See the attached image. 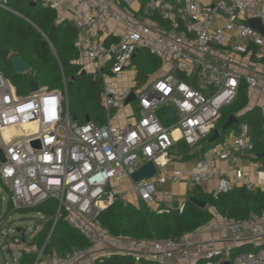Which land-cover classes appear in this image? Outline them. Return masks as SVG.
Masks as SVG:
<instances>
[{"label": "built area", "instance_id": "2783aa9c", "mask_svg": "<svg viewBox=\"0 0 264 264\" xmlns=\"http://www.w3.org/2000/svg\"><path fill=\"white\" fill-rule=\"evenodd\" d=\"M32 1L71 14L84 58L78 64L99 81L105 117L102 124L73 122L65 88L19 95L0 73V150L5 158L0 180L13 209L53 201V226L64 220L88 243L62 256L41 250L35 264H96L112 256L133 264H264V217L254 214L239 221L214 213L201 228L164 241L112 236L99 220L117 203L164 212L153 206L165 184L217 179L214 197L229 192L234 182L255 189L241 170H220L214 162L251 149L247 124L192 171L168 167L178 142L197 147L209 135L242 81L255 87L253 76L236 71L234 57L264 46V38L245 22L246 16L258 20L264 30L263 0H214L206 7L197 0H118L120 10H113L110 0ZM137 2L144 3L134 14L129 9ZM0 8L10 11L7 0H0ZM139 50L160 61L143 84L135 80L131 65ZM131 94L134 101L125 104ZM168 108L174 110L170 118ZM260 129L264 141V119ZM36 142L39 147H32ZM148 162L155 174L133 183L131 175ZM254 166L256 175L264 173V165ZM125 181L129 185L121 187ZM162 201L165 209L183 208L172 207L170 193ZM7 234L0 220V238Z\"/></svg>", "mask_w": 264, "mask_h": 264}, {"label": "trees", "instance_id": "16d2710c", "mask_svg": "<svg viewBox=\"0 0 264 264\" xmlns=\"http://www.w3.org/2000/svg\"><path fill=\"white\" fill-rule=\"evenodd\" d=\"M30 1L7 0L10 11L0 8V49H9L12 55L20 58L29 66V71L17 74L8 62L0 61V72L15 87L19 95L29 93L31 81H35L38 87H44L47 90H63L65 85L68 111L76 115L78 124H84L86 119H89L91 123L102 124L105 117L99 99L100 83L91 75L82 74L81 66L75 63L79 57L75 46L79 34L78 29L67 20H59L58 13L54 9L45 6L40 1L36 2V6L31 7ZM54 25L57 29L51 32ZM42 41H45L43 46ZM254 49L255 47H251L249 51L252 52ZM65 61H68L67 65H64ZM131 65L137 73L135 80L138 84H143L160 68V61L148 51L139 50ZM245 85L242 81L235 101L221 110L220 119L213 130L220 131L229 116L238 115L245 109L247 104ZM247 123L252 126L250 152L253 160L264 161L259 157L264 153V141L260 129L259 112L256 109L239 114L237 123L224 134L236 131L241 125ZM213 130L200 141L199 151L190 153L183 141L178 142L171 152V159L175 158L177 161V157H180L181 161H188L202 156L211 145L219 143L223 138L220 137L214 143H208ZM0 188L9 196V191L1 180ZM190 198L204 202L205 208H198L189 201ZM182 205L181 211L163 208L165 211L158 213L153 209H139L132 204L117 203L102 213L99 220L112 236L146 241L175 240L183 234L206 225L213 218L211 210L221 218H232L239 221L247 220L252 214L264 217V191H249L242 186L214 197L212 192L204 193L199 185H194ZM12 212L40 214L44 221L41 222L40 229L29 244L30 247L33 246V250H21L17 264H35L37 254L41 250L43 254L62 256L73 249L88 246L81 234L64 220L58 221L53 226V216L56 212V205L53 201L15 210L8 200L5 214H0L1 222H4V219ZM7 229L8 227L5 228ZM21 240L23 243L26 241L25 238ZM96 264H133V262L127 258L112 256Z\"/></svg>", "mask_w": 264, "mask_h": 264}, {"label": "crops", "instance_id": "0c3cea01", "mask_svg": "<svg viewBox=\"0 0 264 264\" xmlns=\"http://www.w3.org/2000/svg\"><path fill=\"white\" fill-rule=\"evenodd\" d=\"M213 1L214 0H197L198 4L201 7L209 6V5H211L213 3ZM34 2H36V1H34ZM110 3H111V7H112L113 10H120L121 9V6H120L118 0H110ZM143 3L144 2L134 3L131 6L132 10L129 9L130 12L136 14L137 11L141 9V5ZM263 8H264V0H263ZM58 18H59V20H67L72 25H74L71 14H58ZM245 22L247 24H249L253 28L255 33L261 35L264 38V30H263V27H262L261 23L258 20L251 19L250 17L246 16L245 17ZM78 31H79V29H78ZM96 35H97V37H99L98 34H96ZM79 38H80V31H79V34H78L77 41L75 43V46H76V48L78 50V54H79V57H78V59L76 60L75 63L78 66H81L80 64H78V62H83L84 58H83V56H82V54H81V52H80V50H79V48L77 46L79 44ZM228 41L234 42V40L232 38H228ZM253 51L249 52V54H247V55H241V56H237L236 55L234 57V60L236 62V64H235L236 71L239 72L242 75H245V76H253L256 79V85L253 88L249 87L243 81L246 84L245 87H246L247 104H246L245 109L239 114H243L244 112H249V111H251L253 109H256L259 112L260 121L262 123V121L264 119V46L256 47ZM82 71H84V70L81 69V72ZM85 74H89V73L85 72ZM89 75H91V74H89ZM65 84H66V81H65ZM38 88H41V87H38ZM42 88H44V87H42ZM64 88H65V86H64ZM63 90H59V91H63ZM29 92H31V89H30ZM229 106H226L224 108H227ZM238 115H234V116L236 118H238ZM121 116L122 115L119 114V117H121ZM219 119H220V117H219ZM247 125L249 126V129H250V139H251L252 126L250 124H248V123H247ZM240 127L236 131L233 130V131H230V132L224 134L228 130L227 129L225 132L221 133L219 138L223 137L222 140L219 143L211 145L202 154V156H200L198 158L190 159L188 161H181L180 157H177L178 158L177 161H176L175 158H172L171 159V163H170L168 168H170L172 170H174V169H184V170H187V171H192L194 169V167L196 166L197 162L200 161L201 159H203L205 155L208 158L209 157H214L213 155L221 148V145L224 142H227V141L231 140L233 137H235L239 133ZM260 127H261V125H260ZM208 143H209V140H208ZM188 149H189L190 153L191 152L193 153V152H195L197 150L199 151L200 150V146L191 147V148L188 147ZM262 159H264V158H262ZM191 160H193L194 163H191L192 166L189 167V163H187V162H189ZM214 162H215V165L220 170H224L225 168H229L232 171L241 170L244 174L248 175V177L250 178L251 182H253L256 185L254 190H263L264 191V173L260 174L259 176L256 175L255 174V166H254L255 163H260V164L264 165V161L263 160L262 161H254L253 160V155L250 152V150L245 152V153H233V155L231 156V158L228 161H219L218 159H215ZM182 182L185 184V190H184V192H182V194L184 196H181V195L178 196V194L180 192L181 185H184ZM182 182L177 183V184H169V188L166 189V190H169L166 193H170L171 194V196L173 198V202L175 200H177V201L183 200L185 198L186 194L189 193L191 188L194 186V185H191V184L187 183L186 181H182ZM217 184H218V180L214 179V180H211V181H208V182L201 183L199 185V187L201 188V190L204 193H211V192H213L216 189ZM128 185H129V183L125 181V182H122L121 187H126ZM162 187H160V190L162 189ZM239 187H242L241 183L240 182H234L233 186H232V189L233 188H239ZM160 194H162V193H160ZM183 203H184V200H183ZM183 203H181V204H183ZM211 212H212V214L215 213L214 211H211ZM0 240H1V238H0ZM7 250L10 253V249L7 248Z\"/></svg>", "mask_w": 264, "mask_h": 264}, {"label": "rangeland", "instance_id": "374dc122", "mask_svg": "<svg viewBox=\"0 0 264 264\" xmlns=\"http://www.w3.org/2000/svg\"><path fill=\"white\" fill-rule=\"evenodd\" d=\"M132 10V8H130ZM129 74V73H127ZM213 130V129H212ZM189 163V167L192 166L191 163H194L193 160L187 162ZM191 164V165H190ZM169 170H172L169 168ZM183 183V182H182ZM184 184V183H183ZM169 188V184L163 185L162 189H159V193L156 196V204L154 205V208H165L166 204L162 201V198L168 192L169 190H166ZM185 190V184L181 185L180 192L178 196H184L182 192ZM162 193V194H160ZM160 194V195H159ZM188 196V193L186 194L184 201L186 200ZM8 193L5 192L2 188H0V214L4 215L6 212L7 202L9 200ZM183 200L181 201H174V204L172 207L177 208L181 206V203H183ZM212 211V210H211ZM42 215L36 214V213H22V212H12L4 219V227L8 229L7 231V237L5 235L1 237L0 240V264H17L19 253L21 250L27 251V250H33V246L30 247L29 244L32 240V238L35 236L36 232L41 227L42 221ZM3 234H5V231H3ZM22 238H25L26 241L23 243ZM7 248L10 249V253L8 252Z\"/></svg>", "mask_w": 264, "mask_h": 264}, {"label": "water", "instance_id": "95a60500", "mask_svg": "<svg viewBox=\"0 0 264 264\" xmlns=\"http://www.w3.org/2000/svg\"><path fill=\"white\" fill-rule=\"evenodd\" d=\"M29 5L31 7H34L36 6V2L30 1ZM56 29L57 28L55 25L52 26L51 32H55ZM44 44H45V41H42L41 45L43 46ZM0 61L8 62L11 65L13 71L17 74H24L29 71V66L25 62H23L20 58L12 55L10 50L7 48L0 49ZM67 64H68V61H65L64 65H67ZM81 73L85 74L84 71H82ZM71 81L72 79L70 80V82ZM30 89H31V93H36L38 91V84L35 81H31ZM134 99H135L134 94H131L125 101V104H128L134 101ZM173 115H174V110L171 108H168L166 118H170ZM71 120L73 122H77V117L75 114H71ZM85 122L89 123V119H86ZM236 123H237V118L234 115L229 116L227 120L224 122V124L222 125L221 131H218L217 129L213 130V134L209 139V143L215 142L219 138L221 133L225 132L227 129H229ZM31 145L32 147H39L38 142L32 143ZM259 157L264 158V153L260 154ZM4 163H5V158H4L2 151L0 150V164H4ZM155 172L156 171H155L154 165L151 162H148L147 164L142 166L138 171L133 173L130 178L133 183H137L140 180L151 178L155 174ZM189 201L193 203L194 205H196L198 208H201V209L205 208V203L202 201L196 200L194 198H190ZM225 264H229V263L227 262Z\"/></svg>", "mask_w": 264, "mask_h": 264}]
</instances>
